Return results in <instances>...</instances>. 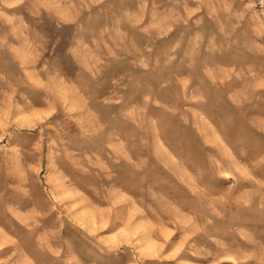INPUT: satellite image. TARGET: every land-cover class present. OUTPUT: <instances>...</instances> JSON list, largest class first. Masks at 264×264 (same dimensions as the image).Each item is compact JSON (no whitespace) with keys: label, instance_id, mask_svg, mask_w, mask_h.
Returning <instances> with one entry per match:
<instances>
[{"label":"rangeland","instance_id":"rangeland-1","mask_svg":"<svg viewBox=\"0 0 264 264\" xmlns=\"http://www.w3.org/2000/svg\"><path fill=\"white\" fill-rule=\"evenodd\" d=\"M0 123V264H264V0H0Z\"/></svg>","mask_w":264,"mask_h":264},{"label":"bare ground","instance_id":"bare-ground-1","mask_svg":"<svg viewBox=\"0 0 264 264\" xmlns=\"http://www.w3.org/2000/svg\"><path fill=\"white\" fill-rule=\"evenodd\" d=\"M35 87H36V85H35ZM40 88V87H39ZM11 95V94H10ZM8 97V96H7ZM10 99V98H9ZM9 107V106H8ZM53 108V107H52ZM39 117V116H38ZM35 118V117H34ZM1 124V123H0ZM61 176V175H60ZM58 180V179H57ZM59 182V181H58ZM60 183V182H59ZM60 185V184H59ZM60 188V187H59ZM57 189V188H56ZM54 190V189H53ZM57 190H55V192H56ZM54 193V192H53ZM16 216V215H15ZM95 217V216H94ZM18 219V218H17ZM92 219V218H91ZM91 222H93V221H91ZM94 223H95V220H94ZM5 232V231H4ZM6 242H8V241H6ZM10 242V241H9ZM8 242V243H9ZM3 245V244H2ZM1 249V248H0ZM3 249V248H2ZM23 259V258H22ZM23 262V261H22Z\"/></svg>","mask_w":264,"mask_h":264}]
</instances>
